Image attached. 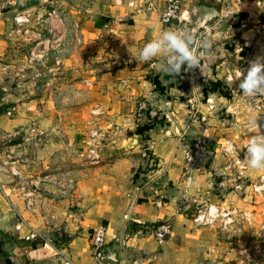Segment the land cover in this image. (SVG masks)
I'll return each instance as SVG.
<instances>
[{"label":"crops","instance_id":"obj_1","mask_svg":"<svg viewBox=\"0 0 264 264\" xmlns=\"http://www.w3.org/2000/svg\"><path fill=\"white\" fill-rule=\"evenodd\" d=\"M21 1V10L40 17L39 27H46L40 16L43 1L54 2L60 14L67 13L70 30L76 26L80 38L78 47L94 54L102 65L96 84L91 85L96 95L91 104L99 106L104 117L95 128L100 135L99 160L76 172H85L86 180L77 182L69 209L62 202L54 203L56 210L49 216L51 210L43 202L42 214L29 213L18 188L0 185V264H130L133 259L139 264H222L215 258V228L192 226L184 212L217 201L220 178L228 171L221 154L223 141L237 148L235 129L225 126L221 113H216L226 101L228 80L235 76L219 53L224 42L210 38L218 35L212 25L217 18L219 35L227 33L230 28L222 17L230 12L214 6V14L203 20L204 12L198 7L226 0H179V20L172 24L159 21L164 0ZM49 20H55L62 39L66 22ZM177 29L190 31L203 45L198 47L199 67L169 75L159 69V57L147 63L139 60L146 43L163 30ZM9 42L0 40V57ZM141 104L144 107L138 110ZM18 123V118L9 119L5 127ZM197 136L206 137L208 157L185 180L182 151ZM38 152L42 156V149ZM54 158L62 159V153ZM25 159L28 170L38 167L30 164V157ZM50 217L55 228L42 234L46 243L22 239L28 227L37 225L43 231ZM158 222L170 226L161 242L151 233ZM100 224L106 227L109 247V257L103 261L92 258L90 248L91 232Z\"/></svg>","mask_w":264,"mask_h":264},{"label":"rangeland","instance_id":"obj_2","mask_svg":"<svg viewBox=\"0 0 264 264\" xmlns=\"http://www.w3.org/2000/svg\"><path fill=\"white\" fill-rule=\"evenodd\" d=\"M21 2L15 0L11 9L3 13L0 24L1 42L11 40L8 48L3 47L0 57V185L18 188L23 202L31 199L33 204L29 209L25 208L29 213L42 214V203L46 202L50 216L56 210L54 203L62 202L69 209L77 195V182L86 180L85 172L76 174L88 167L77 153L78 147H84L82 140L89 129L98 128L104 117L100 107L91 104L96 98L91 92L92 86L96 84L102 65L94 54L78 47L80 38L75 32L76 26L70 30L69 17L67 13L60 14L57 4L51 1L41 4L42 26L46 28L36 24L40 17L33 16L31 10L20 9ZM211 4L205 6L230 12L222 18L226 20V27L235 30L229 29L219 35L217 18L212 25L218 35L210 38L224 42L219 45V53L229 68L232 67L235 76L228 80L230 90L226 101L216 113H221L225 126L235 129L232 135H235L233 143L237 148L233 155L241 162L249 137L260 131L264 133V94L248 96L239 87L241 74L249 62L264 56V0H226ZM51 11L54 12L49 15ZM17 12H30L25 33L23 26L11 22L10 17ZM49 19L66 22L62 39L61 31L56 30L53 23L55 20ZM200 19L201 16L197 22H201ZM210 47L209 44L206 48ZM5 49L9 51L5 52ZM40 51L41 58L37 56ZM55 57L59 61L57 64H54ZM11 106L15 110L6 115ZM256 115L260 128L251 123ZM16 118L20 123L5 127L9 119ZM32 128L34 130L29 131ZM12 145H16L15 155L10 151ZM40 149L42 156L38 152ZM61 153L62 159L55 161L54 156ZM26 157H30L31 165H38L35 170H28ZM244 159L243 169L232 163L221 176L217 201L211 203L223 207L233 218L229 226L222 227L219 219L212 226L216 230L215 258L222 264H264V169H251ZM11 166L15 167L17 175L12 176ZM29 191L33 194L27 196ZM187 208L189 217L198 207ZM35 228L47 235L55 228L54 219L50 217L43 231H39L37 225Z\"/></svg>","mask_w":264,"mask_h":264},{"label":"built area","instance_id":"obj_3","mask_svg":"<svg viewBox=\"0 0 264 264\" xmlns=\"http://www.w3.org/2000/svg\"><path fill=\"white\" fill-rule=\"evenodd\" d=\"M15 4V0H0V24L3 22L2 15L6 14L7 10H10L11 7ZM148 7L152 8L151 4H148ZM54 11H51L53 13ZM179 12H180V1L179 0H164L163 8L159 12V21L162 24H172L175 21L179 20ZM9 16V15H8ZM30 16V12H17L13 13L10 17L11 22L16 26H23V32H27L25 23L28 22ZM23 24V25H22ZM32 52L29 53L31 56ZM39 58L42 57V51L38 54ZM31 59V58H29ZM59 61L57 57L54 59V64H57ZM144 107L141 104L138 107V110H141ZM15 110L14 106H11L6 110V115H11L12 111ZM139 116V111L137 112ZM34 129H30L29 131H33ZM37 135H40L41 132H36ZM99 132L95 128L89 129L87 132L86 140L84 143V147L78 150L77 155L82 157V160L85 161L86 164H93L98 162L99 154L97 150V139L99 138ZM235 148L229 143V141H223L221 154L224 158H226V168L229 169L232 163L233 165H237L239 169H243V158H245V154H243L242 161L240 162L239 158H236L234 154ZM209 147L208 141L205 136H197L193 140V142L186 146L182 151V175L185 180L188 179V173L195 167L203 165L208 157ZM11 174L17 175V171L14 166L10 168ZM33 194L31 191L27 193V196ZM161 195H159V200H161ZM31 199H27L24 202V208L29 209L33 202ZM157 201V204L160 201ZM19 220L22 222L23 218L16 213ZM189 222L194 227L200 226H214L216 221L219 219V223L222 224V227L229 226L233 223V218L229 216L228 211H224V208L218 206L216 204H202L198 207L194 214L188 217ZM247 220V217L245 218ZM28 231L22 236V239L25 241H29L31 239H35L38 242L46 243V239L40 232L35 230L32 227H28ZM170 232V226L167 222H158L152 228V236L154 240L157 242H161L165 239V237ZM106 236V227L103 224H100L93 228L90 235V248H91V256L97 261L106 260L109 257V247L107 246V242L105 239ZM130 264H139L136 259L131 260Z\"/></svg>","mask_w":264,"mask_h":264},{"label":"clouds","instance_id":"obj_4","mask_svg":"<svg viewBox=\"0 0 264 264\" xmlns=\"http://www.w3.org/2000/svg\"><path fill=\"white\" fill-rule=\"evenodd\" d=\"M194 35L184 29L163 30L157 37L144 45L139 60L145 63L159 57V69L169 75H179L183 68L199 67L200 55ZM136 58V57H135ZM137 59V58H136ZM239 87L248 96L264 94V56H257L241 74ZM258 115L251 123L257 128ZM245 161L251 169H264V133L253 134L245 147Z\"/></svg>","mask_w":264,"mask_h":264},{"label":"water","instance_id":"obj_5","mask_svg":"<svg viewBox=\"0 0 264 264\" xmlns=\"http://www.w3.org/2000/svg\"><path fill=\"white\" fill-rule=\"evenodd\" d=\"M200 10H202L204 13H203V18L205 19V17L209 14V15H212L214 14V7H210V6H204V5H200L198 6Z\"/></svg>","mask_w":264,"mask_h":264},{"label":"trees","instance_id":"obj_6","mask_svg":"<svg viewBox=\"0 0 264 264\" xmlns=\"http://www.w3.org/2000/svg\"><path fill=\"white\" fill-rule=\"evenodd\" d=\"M232 26L234 27L235 26V24L234 23H232ZM186 215H187V217H188V213H186V212H184ZM157 223H155L154 225H156Z\"/></svg>","mask_w":264,"mask_h":264}]
</instances>
